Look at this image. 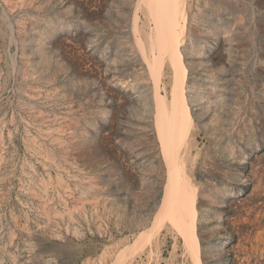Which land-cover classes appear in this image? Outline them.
Instances as JSON below:
<instances>
[{
	"label": "rangeland",
	"instance_id": "1",
	"mask_svg": "<svg viewBox=\"0 0 264 264\" xmlns=\"http://www.w3.org/2000/svg\"><path fill=\"white\" fill-rule=\"evenodd\" d=\"M145 5L0 0V264H195L159 211L154 81L166 100L174 81L142 58ZM182 6L192 121L173 150L200 262L264 264V0Z\"/></svg>",
	"mask_w": 264,
	"mask_h": 264
},
{
	"label": "bare ground",
	"instance_id": "2",
	"mask_svg": "<svg viewBox=\"0 0 264 264\" xmlns=\"http://www.w3.org/2000/svg\"><path fill=\"white\" fill-rule=\"evenodd\" d=\"M142 3H145V1H142ZM182 4L183 0H146L145 6L149 9V14L152 15L151 22L154 20L155 31L151 29L152 35L154 31V36H151V43L148 42L149 46L151 44V51L149 50L151 54L148 57L145 53H142V58L144 62L148 63L149 67H152V72L155 69L159 72L163 63L167 62L174 81L167 100L159 93L157 80L159 75L154 81V84L157 81L153 92L155 103L154 124L160 142V149L164 153L165 158L163 159L166 160L167 165V169H165L167 170V179L161 194L159 211L166 207L171 215L176 216L175 220L180 226L184 250L195 264H201L199 239L196 234V192L183 169V164L179 161L181 155L178 156L177 150H173V146L176 145L174 143L177 140L186 138L185 136L188 135L189 125L192 121V113L185 97L183 85L186 67L183 63L181 50L185 25ZM138 39L141 38L138 37ZM147 63L145 64L147 65ZM153 74L157 75V72H153Z\"/></svg>",
	"mask_w": 264,
	"mask_h": 264
}]
</instances>
